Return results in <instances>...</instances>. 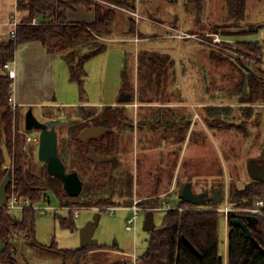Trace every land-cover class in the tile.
Segmentation results:
<instances>
[{
    "label": "trees",
    "instance_id": "obj_1",
    "mask_svg": "<svg viewBox=\"0 0 264 264\" xmlns=\"http://www.w3.org/2000/svg\"><path fill=\"white\" fill-rule=\"evenodd\" d=\"M78 5L94 8L95 20L70 22L67 11ZM185 6L189 11L196 10L197 21L202 20L204 0H187ZM18 8L27 11V15L17 26L16 35L9 41L0 43V184L10 170L11 182L8 194L17 192L22 196H30L36 203L45 201L50 197L51 192L56 195L59 203L80 207L108 206L114 204L118 197L131 198L134 194V176L119 155L122 145L121 136L133 130L135 125L142 129L147 125L156 128L164 124L165 129L183 128L186 136L189 132L191 120L187 116H182L186 124L181 127H177L178 122L165 116L167 115L165 108L172 107L165 103H183L181 88L177 84L179 71L176 59L168 53L144 49L138 56V71L135 77L130 64L132 52L126 47L121 93L131 95V99L114 105H103L101 108L80 105L77 111L79 119L72 118L66 113L67 117L74 119L75 122H64L69 128L63 139L58 136V152L67 171H77L82 179V191L79 195L73 196L66 191L61 177L49 173L47 162H44L40 172H36L35 166L31 163L30 156L33 155V151L17 130L19 106L10 101L13 79L8 72L4 73V65L13 59L19 45L39 40L49 53L59 54L66 60L71 79L79 83L84 93L88 76L87 62L108 50L109 39L114 33L113 25L123 11L121 9L136 11L137 0H19ZM226 8L228 11L226 17L239 22L246 16L248 0H226ZM34 17H38L40 22L33 23ZM129 21L128 33L134 34L137 30L135 18L130 17ZM261 26L263 25H259ZM259 27L250 29L249 32H257ZM213 34L210 35L211 39ZM222 43L228 44L226 40ZM241 43L245 48L250 49L255 57H259L264 51V41L245 40ZM210 57L215 61L229 62L236 81L226 94L235 101L231 103L219 101L205 106L209 127L237 128L245 131L248 120L254 114L255 117L259 116L258 110L262 109L259 107H264V70L256 66L251 69L249 63L232 58L226 52L214 48L210 50ZM172 80L176 85L171 87L169 84ZM163 94L170 95L169 99L161 101L160 97ZM135 99L141 107V115L137 122L127 111L128 104L133 103ZM154 103L159 105H155L157 110L152 115L142 111L148 109L146 108L148 106H153ZM57 108L63 110L62 107ZM92 125L105 126L108 130L99 137H92L88 141L81 140L79 135L82 130ZM3 142L7 143L14 160L10 167L6 166L2 150ZM91 147H95L101 155L115 156V158L110 161L95 162L88 156ZM187 182L193 184L190 177ZM182 189L178 203L185 208L166 210L162 226H156L149 231L148 247L141 255V259L146 264H264V252L261 249L264 248L263 216H259L257 223L250 225L253 236L261 245L258 247L242 226L231 222L234 217L244 213L232 211L229 215L225 253L220 246L222 214L216 209L222 202L207 200L197 205L181 198ZM230 189L231 204L235 207L253 206L258 198H264V181L252 175L243 186L237 185V181L232 180ZM211 190L206 189L202 192H205L207 197L213 196L215 190H219L223 197L225 195L223 184H214ZM161 203V199L142 201L143 205L151 206H158ZM152 211L154 213L156 210L152 209ZM37 213L34 208H28L22 211L21 216H14L6 207L0 205V235L7 243L6 250L0 254V261L19 264L16 257L18 248L13 241L18 234L25 233L28 239L37 242ZM57 216L62 226L75 227L73 210H70L68 215L57 213ZM183 236L199 250L200 255L192 251L183 240ZM51 247L62 255L65 262L76 260L77 264H81L83 260L88 264L86 258L89 245L58 248L57 243L54 242Z\"/></svg>",
    "mask_w": 264,
    "mask_h": 264
},
{
    "label": "rangeland",
    "instance_id": "obj_2",
    "mask_svg": "<svg viewBox=\"0 0 264 264\" xmlns=\"http://www.w3.org/2000/svg\"><path fill=\"white\" fill-rule=\"evenodd\" d=\"M186 1L137 0L136 11L121 9L123 11L113 25L114 33L109 39L108 50L93 57L86 64L88 76L84 93L79 83L71 79L66 60L59 54L56 57L53 85L55 98L48 101L65 106L67 114L79 119L77 111L80 105H88L90 101L118 102L121 97L126 47L132 52L130 64L135 77L138 71V56L142 50L170 54L177 61V84L181 88L183 103H165L172 106L171 109L165 108V116L178 122L177 127H181L186 124L182 118L185 115L191 120V125L187 136L183 128L165 129L164 124L156 128L147 125L142 129L135 125L133 130L125 132L121 136L119 155L132 170L133 196L118 197L114 204L108 206L81 207L73 228L62 226L57 216V213L68 215V210L60 209L47 213L37 211V242L28 239L25 233L18 234L13 240L18 248L16 257L19 264H77L76 260L63 261L62 255L51 246L56 242L58 248L81 247V229L88 222L95 223L94 237L99 241L98 244L89 245L86 258L88 264H123L135 254L138 264H146L141 259L149 243V232L144 228L146 211L138 218L136 231L126 228L127 219L133 214L130 207L136 199L143 202L153 199L179 202L181 187L190 177L194 193L206 189L212 191L214 184H223L225 195L222 204L218 206L222 207L226 199L231 204L232 180L243 186L251 179L249 162L255 160L259 166L264 165V107H259L262 108L258 110L259 116L255 117L254 114L248 120L245 131L224 127L212 129L209 127L205 111L207 104L235 101L233 97L226 96L227 90L236 81L232 75V66L227 61L213 60L210 50L214 48L224 51L232 58L252 65L255 55L241 42L264 41V0H248L246 16L239 22L226 17V0H204L205 9L200 22L195 17L196 10L187 9ZM130 17H134L136 21L137 30L134 34L128 33ZM257 27L260 28L257 32H249ZM213 32L223 36L228 44L222 41L216 45L210 36ZM169 85L172 87L176 84L172 80ZM169 97L170 95L163 94L160 98L165 101ZM155 105L159 103H154L142 111L152 115L157 110ZM140 108L136 99L128 104L127 111L136 122L141 115ZM28 109L19 106L17 130L30 145L33 151V157L30 156L31 163L36 172H40L44 162L38 157L39 143L35 141V137H39L41 131L26 129L25 116ZM33 110L41 120L56 117L61 111L57 107H46L42 113L38 106H34ZM68 128L67 123L57 126L60 139L66 136ZM50 197L52 204H59L53 192ZM231 206L235 207L232 204ZM109 207L117 208L111 213V210L107 209ZM165 212L166 210L154 211L157 227L162 226ZM21 214L22 211L16 212V216ZM228 231L229 221L227 223L226 217L222 215L220 246L225 253ZM81 264H85V261L82 260Z\"/></svg>",
    "mask_w": 264,
    "mask_h": 264
},
{
    "label": "water",
    "instance_id": "obj_3",
    "mask_svg": "<svg viewBox=\"0 0 264 264\" xmlns=\"http://www.w3.org/2000/svg\"><path fill=\"white\" fill-rule=\"evenodd\" d=\"M252 69L253 66L250 65ZM4 73H6L4 71ZM131 99V95L121 93V97L119 98L120 102L129 101ZM74 123L75 120L68 118L67 115L62 112L60 115L49 118L47 120L39 119L33 110V107H30L25 116V127L27 130H40V143L38 148V157L41 161L47 162V168L50 174L59 176L64 181V187L66 191L73 196H77L82 191L83 183L82 179L77 171H67L65 163L61 159L58 152V135H57V126L60 123ZM108 130L105 126H89L82 130L79 135V138L83 141H88L92 137H99L104 132ZM2 150L4 153L6 166L10 167L13 165V157L10 153V150L7 146L6 142L2 144ZM89 158L95 162H105L110 161L115 158V156H107L101 155L97 152L95 147H91L89 154ZM249 172L250 174L261 181H264V165L259 166L255 160H251L249 162ZM11 182V171L9 170L4 176L1 184H0V205H5L8 198V188ZM181 198L186 201L195 203L197 205L202 204L207 200H212L215 202H221L223 200V196L219 190H215V193L211 197H207L205 192L194 193L192 182H187L181 193ZM259 221V217L252 214H242L240 216L234 217L231 222L238 224L244 228L247 232L248 236L252 238L255 245L261 247L259 241L253 236L252 230L250 229V225L257 223ZM156 227L154 213L152 210H148L146 212V219L144 223V228L148 232ZM95 233V223L88 222L81 229V244L82 246L87 245H95L98 244V240L94 237ZM148 240V238H147ZM183 240L185 243L195 252L197 255H200L199 250L185 237L183 236ZM7 248V243L3 240L0 235V254L3 253ZM264 252V248L261 247Z\"/></svg>",
    "mask_w": 264,
    "mask_h": 264
},
{
    "label": "crops",
    "instance_id": "obj_4",
    "mask_svg": "<svg viewBox=\"0 0 264 264\" xmlns=\"http://www.w3.org/2000/svg\"><path fill=\"white\" fill-rule=\"evenodd\" d=\"M18 2L19 0H0V43L13 38L11 36L13 20L17 18L21 21L27 15V11L18 8ZM67 17L70 22H92L96 18V12L94 8L78 5L69 8ZM57 56L58 54L49 53L39 40L29 41L17 47L13 59L9 61L15 70V77H11L13 79L11 88L14 101L18 106L27 108L38 106L42 113L46 107H62V112L66 114L65 106L57 104L58 102L48 101L55 98L53 85ZM118 102L108 101L112 105ZM108 103L90 101L88 105L103 106Z\"/></svg>",
    "mask_w": 264,
    "mask_h": 264
},
{
    "label": "built area",
    "instance_id": "obj_5",
    "mask_svg": "<svg viewBox=\"0 0 264 264\" xmlns=\"http://www.w3.org/2000/svg\"><path fill=\"white\" fill-rule=\"evenodd\" d=\"M40 19L38 17H34L33 23H39ZM13 28L11 31V36L14 37L17 33V26L21 23L20 20L15 18L13 20ZM225 38L217 33L213 35V42L216 45H219L222 41H224ZM257 66L260 69L264 70V51L259 57H254L252 65ZM4 68L6 71L9 72L11 77H15V70L12 68L11 61H7L4 65ZM12 91V88H11ZM10 101L13 102L14 105H17L14 101L13 95L10 96ZM35 141L37 143H40V137H35ZM141 199H136L134 201V204L130 207L133 214L127 219L126 228L129 231H136L137 229V221L140 217L141 213L143 211L147 210H171V209H184L185 206L179 205L178 202L169 200V199H163L162 204L158 206H144L141 204ZM7 208L8 212L14 216H16V212L23 211L28 208H34L37 211H40L41 213H47L50 211H57V210H73L75 217L79 216V209L80 206H73V205H67V204H52L51 198L47 197L45 201L43 202H33L32 198L30 196H22L17 192L11 193V195L8 194L7 202L5 205H2ZM117 207H109L107 209L111 210V213H114V210ZM216 209L226 217L227 223L229 221V215L232 211L242 212L244 214H252L257 217L263 216L264 217V198H258L253 206L249 207H232L231 204L228 202V199H226L225 205L222 207H216ZM123 264H138V257L136 254L134 257L124 262Z\"/></svg>",
    "mask_w": 264,
    "mask_h": 264
},
{
    "label": "flooded vegetation",
    "instance_id": "obj_6",
    "mask_svg": "<svg viewBox=\"0 0 264 264\" xmlns=\"http://www.w3.org/2000/svg\"><path fill=\"white\" fill-rule=\"evenodd\" d=\"M61 113H62V111H61ZM61 124V123H60Z\"/></svg>",
    "mask_w": 264,
    "mask_h": 264
}]
</instances>
